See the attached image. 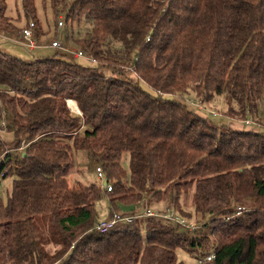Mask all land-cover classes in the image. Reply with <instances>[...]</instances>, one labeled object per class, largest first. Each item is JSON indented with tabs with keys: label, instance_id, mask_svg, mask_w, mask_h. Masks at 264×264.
<instances>
[{
	"label": "trees",
	"instance_id": "obj_1",
	"mask_svg": "<svg viewBox=\"0 0 264 264\" xmlns=\"http://www.w3.org/2000/svg\"><path fill=\"white\" fill-rule=\"evenodd\" d=\"M21 1L30 18L23 27L0 0V38L15 41L34 21V35L44 41L51 29L42 28L35 0ZM43 6L54 15L52 37L60 40L63 17L62 45L82 48L96 63H78L57 47L35 60L0 48V122L10 133L0 136V172L14 177L7 202L0 196V264H184L178 249L196 254L199 264H264L263 120L254 129L212 119L221 114L213 106L221 98L228 119L260 120L264 0ZM85 21L91 28H81ZM23 139L30 143L17 153ZM82 151L102 166L111 190L71 180ZM191 190L192 210L183 201ZM103 196L109 215H137L162 202L164 211L200 227L136 216L101 233L96 203ZM238 205L247 210L234 215Z\"/></svg>",
	"mask_w": 264,
	"mask_h": 264
},
{
	"label": "rangeland",
	"instance_id": "obj_2",
	"mask_svg": "<svg viewBox=\"0 0 264 264\" xmlns=\"http://www.w3.org/2000/svg\"><path fill=\"white\" fill-rule=\"evenodd\" d=\"M6 1H7V5H8L7 14L14 19V22L17 25L23 27L27 22H29L30 18H28L26 16V14L24 12L23 3L21 0H6ZM35 4H36L38 17L41 21L42 28L44 29V31H47L49 28L51 29V31L49 33V37H45V38L49 39L50 41L54 40L52 35H53V32L55 33L56 29H55V25H54L53 13L52 12L45 13L44 6H43V0H35ZM58 20L59 21L63 20V22H64V25H61V26L59 25L60 26V28H59L60 29L59 30L60 40L64 41L65 35L67 34V28H66L65 21H64L63 17L59 18ZM84 23L82 24L81 28H91L90 23H88L87 21H85ZM76 29H77V27H76ZM11 37H13V36H11ZM69 45H71L73 47L80 48V47H78L74 44H71V43ZM0 48L2 50L12 54V55L18 56V57L23 58L25 60L43 59V58L48 57V55L49 56L54 55V53L56 52V49L43 48L42 46L37 47L36 49L33 50V49L28 48L24 44L15 42L12 39H7L4 37L0 38ZM75 60L78 63L85 64V65L93 64L84 58H77ZM189 98H191V96H189ZM188 101H190V100L188 99ZM191 101H192V103H194L193 100H191ZM214 103H215V105H213V106H217L216 109L219 110V112L221 114L219 116H216V117L212 116L213 120H216L217 123H219V124H224V123H226V124H230V123L231 124H237L238 123V122L234 121L233 119H228L227 117L224 116L223 111L225 110V104L221 98L217 99ZM199 111H202V110H199ZM1 112L3 114V111H1V104H0V113ZM258 116H259L260 120H257V118H253L254 119V121H253L254 125L245 126L243 122H239L238 126L256 129L257 127L255 125L257 124L261 127V124L258 123L257 121L263 120V124H264V102L260 103V115H258ZM248 120H252V118H249ZM3 121L5 122L4 119L0 122L1 128H2V122ZM5 124H6V122H5ZM0 136L5 139L8 136L10 137V133L7 131V129L5 130L4 128H2L0 130ZM41 136H42V134L39 135L38 137H41ZM24 140L25 139H23L21 141V144ZM25 142L28 143V141H26V140H25ZM21 144H20V146H21ZM26 148L27 147H24L23 149L25 150ZM23 149L19 150L17 153L24 151ZM14 150H17V149H14ZM122 164L125 167V169L127 171H129V157L128 156L124 157ZM70 168H71L70 178L74 182L75 181H82L85 183H98V184L104 183L103 180H101L97 175L95 160L92 157H90V155H88L85 151L79 152L75 155V157L71 163ZM13 179H14V177L10 175V176H7L6 178H2L0 181V196L6 202L8 200V195H9L11 188H12ZM192 197H193V190H191L186 197L185 196L183 197V201H185V206L190 210L193 209V204H192L193 198ZM122 207H123V205H122ZM96 208H97L98 214L100 216V219L106 218L109 214V211H110L109 199L107 197L103 196L99 201H97ZM164 208H165V205L162 202L157 203L156 205L151 207V209H153L154 211H164ZM143 211L140 209L139 213H142ZM49 250H50V252H53L54 246L51 245L49 247ZM177 255H178L179 260L182 261L184 264H199V261H198L196 254L191 253L188 250L178 249Z\"/></svg>",
	"mask_w": 264,
	"mask_h": 264
},
{
	"label": "built area",
	"instance_id": "obj_3",
	"mask_svg": "<svg viewBox=\"0 0 264 264\" xmlns=\"http://www.w3.org/2000/svg\"><path fill=\"white\" fill-rule=\"evenodd\" d=\"M63 24H64L63 20H60L59 25L61 26ZM34 27H35V22L31 21L28 26L23 28L22 37H17L15 41H17L21 44H24L26 46H29L32 49L43 46V43H44L43 40L37 38L34 35ZM50 46L64 49L65 51L70 53L74 58H84L93 64L96 63V60L92 54L84 51L82 48L73 47L71 45H62V43L58 39L51 41ZM197 107L199 110H202V111L204 109H206L205 106L201 103H197ZM76 113L81 114V111H77ZM215 114H217V112ZM248 119L249 118L242 121L244 123V125L245 126L254 125L253 120H248ZM255 126L257 127L256 129H258L260 127L257 124ZM2 128H4L6 130V124L4 121L2 122ZM29 143L30 142L26 143L24 140L22 142L21 146L17 148V150L18 151L22 150L24 147H27L29 145ZM9 152H10V149H7V150H5L4 154H7ZM96 171H97L98 177L101 180L105 181L106 176H105V173L103 171L102 166L97 165ZM4 176H5L4 171L0 172V181L2 178H4ZM111 186H112V184L109 182H107V184L105 185V187H107L108 190L112 189ZM246 210H247L246 206L238 205L235 207L234 215L242 214ZM136 216H138V217H144V216L164 217V218H167L171 221H174L175 223L179 224L180 226H183L184 228L188 229L189 231H194L200 227L198 224L195 223V221L193 219L185 217V216L177 213L174 210L168 209L166 211H154L151 208H147L142 213H138L137 215H125L121 212H115L113 215H109L108 217L101 219L97 223L96 228L101 233L109 232L111 230L118 229V228L124 227L128 224H131L132 222H134ZM227 218H229V217H227ZM212 258H213V255H209L207 257L208 260H210ZM201 262H202V260L199 261V263H201Z\"/></svg>",
	"mask_w": 264,
	"mask_h": 264
},
{
	"label": "bare ground",
	"instance_id": "obj_4",
	"mask_svg": "<svg viewBox=\"0 0 264 264\" xmlns=\"http://www.w3.org/2000/svg\"><path fill=\"white\" fill-rule=\"evenodd\" d=\"M68 105L71 108V110L74 112L80 111L78 105H77V101L74 99H68Z\"/></svg>",
	"mask_w": 264,
	"mask_h": 264
},
{
	"label": "crops",
	"instance_id": "obj_5",
	"mask_svg": "<svg viewBox=\"0 0 264 264\" xmlns=\"http://www.w3.org/2000/svg\"><path fill=\"white\" fill-rule=\"evenodd\" d=\"M44 39V45L46 46L47 45V47H45V48H52L51 46H50V43H51V41H53V40H49V39H46V38H43ZM55 40V39H54ZM59 40V39H58ZM60 41V40H59ZM65 45H68V44H65ZM44 48V47H43ZM54 49V48H53ZM74 111V110H73ZM237 126H238V124H236ZM108 216H109V214H108ZM107 216V217H108Z\"/></svg>",
	"mask_w": 264,
	"mask_h": 264
},
{
	"label": "water",
	"instance_id": "obj_6",
	"mask_svg": "<svg viewBox=\"0 0 264 264\" xmlns=\"http://www.w3.org/2000/svg\"><path fill=\"white\" fill-rule=\"evenodd\" d=\"M67 105H68V103H67ZM68 107H69V105H68ZM69 108H70V107H69ZM106 184H107V181L105 180V181H104V185H106Z\"/></svg>",
	"mask_w": 264,
	"mask_h": 264
},
{
	"label": "clouds",
	"instance_id": "obj_7",
	"mask_svg": "<svg viewBox=\"0 0 264 264\" xmlns=\"http://www.w3.org/2000/svg\"><path fill=\"white\" fill-rule=\"evenodd\" d=\"M68 101V100H67ZM68 103V102H67ZM70 110H71V108H70Z\"/></svg>",
	"mask_w": 264,
	"mask_h": 264
}]
</instances>
